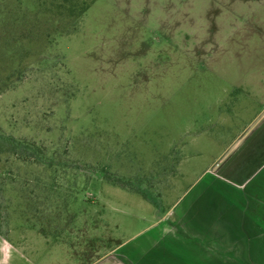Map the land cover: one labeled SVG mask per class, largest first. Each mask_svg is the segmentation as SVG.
Wrapping results in <instances>:
<instances>
[{
	"label": "rangeland",
	"instance_id": "1",
	"mask_svg": "<svg viewBox=\"0 0 264 264\" xmlns=\"http://www.w3.org/2000/svg\"><path fill=\"white\" fill-rule=\"evenodd\" d=\"M57 4L0 0V231L41 254L93 208L129 239L264 122V0Z\"/></svg>",
	"mask_w": 264,
	"mask_h": 264
},
{
	"label": "crops",
	"instance_id": "2",
	"mask_svg": "<svg viewBox=\"0 0 264 264\" xmlns=\"http://www.w3.org/2000/svg\"><path fill=\"white\" fill-rule=\"evenodd\" d=\"M242 145L238 159L204 173L154 224L123 242L99 248L105 234L98 228L108 223L93 208L83 220L97 223L92 234L39 229L42 254L35 237L11 241L0 231V264H264V122Z\"/></svg>",
	"mask_w": 264,
	"mask_h": 264
},
{
	"label": "trees",
	"instance_id": "3",
	"mask_svg": "<svg viewBox=\"0 0 264 264\" xmlns=\"http://www.w3.org/2000/svg\"><path fill=\"white\" fill-rule=\"evenodd\" d=\"M58 2V9L67 10L70 14L79 16L85 12L94 0H52Z\"/></svg>",
	"mask_w": 264,
	"mask_h": 264
}]
</instances>
